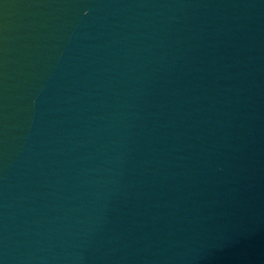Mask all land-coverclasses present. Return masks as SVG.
Returning a JSON list of instances; mask_svg holds the SVG:
<instances>
[{"label": "water", "instance_id": "1", "mask_svg": "<svg viewBox=\"0 0 264 264\" xmlns=\"http://www.w3.org/2000/svg\"><path fill=\"white\" fill-rule=\"evenodd\" d=\"M0 264H264V0H0Z\"/></svg>", "mask_w": 264, "mask_h": 264}]
</instances>
